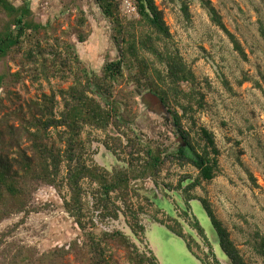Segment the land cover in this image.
Here are the masks:
<instances>
[{"label": "rangeland", "instance_id": "obj_1", "mask_svg": "<svg viewBox=\"0 0 264 264\" xmlns=\"http://www.w3.org/2000/svg\"><path fill=\"white\" fill-rule=\"evenodd\" d=\"M20 1L13 0L16 5ZM210 1L226 28L239 41L245 58L234 50L228 36L210 21L198 0H186L188 19L181 11V0H155L171 34L167 46L179 52L195 75L192 85H183V89L203 98L201 106L195 103L185 114L179 107L176 110L183 115V125L194 140L203 145L198 131L205 127L214 135L219 151L216 176L195 188L191 195L209 201L247 264H264V255L260 252V241L264 238V40L259 33L260 25L264 26V0ZM31 4L35 20L49 27L52 38L73 43L79 59L90 72L100 74L105 61L118 57L111 40L112 25L94 0H31ZM120 9L127 19L137 17L130 0H120ZM81 16L85 18V25L78 28ZM79 31L89 35L83 43L76 39ZM141 55L154 62L150 54L142 52ZM155 66L162 69L158 64ZM7 68L11 73L18 70L16 62L0 60V72ZM127 73L124 70L125 76ZM70 83V80L62 82L59 79L32 83L30 78L23 77L8 88L19 95L18 99L7 100L3 88L0 95L9 110L13 105L37 99L42 93H56ZM6 84L10 83L7 81ZM133 91L135 86L127 82L115 88L117 99L126 105L128 126H109L104 131L89 126L84 128L80 140L88 164L109 173L127 167L130 162L127 153L131 150L128 140L137 134L142 140L150 139L161 148L173 149L176 134L169 114L157 112L144 94H132ZM180 103L186 105L185 100ZM56 109L62 110V104L59 103ZM115 139H119V146L113 143ZM196 174L189 165L166 161L157 176L149 175L131 182L126 204L116 200L120 210L117 219L107 217L102 220L98 212H94L91 215L94 233L122 231L140 252L151 251L158 264H204L202 259L212 261V257L206 243L190 225L194 217L220 264H228L201 203L193 199L187 208L182 189L175 188L182 176L193 178ZM61 175H64V165ZM187 183L182 182L181 187ZM82 187L88 191L84 199L91 209V190L96 185L90 186L85 180ZM64 198H68L64 183L57 188L36 184L30 199L35 212L25 217L23 214L12 215L0 222V237L3 235L4 243L14 248L24 247V252L33 249L35 264H89L90 254L83 247L86 234L65 212ZM126 205L139 212L145 229L141 241L129 228ZM168 216L176 219L187 237H191V250L186 237L177 236L165 224L156 221L166 220ZM108 255L110 264H130L125 250L115 248L110 257ZM2 261L0 259V263Z\"/></svg>", "mask_w": 264, "mask_h": 264}, {"label": "trees", "instance_id": "obj_2", "mask_svg": "<svg viewBox=\"0 0 264 264\" xmlns=\"http://www.w3.org/2000/svg\"><path fill=\"white\" fill-rule=\"evenodd\" d=\"M130 1L137 15L135 19L121 15L120 0H94L112 25L111 40L118 54L116 59L105 61L97 75L83 65L73 43L52 38L49 27L35 20L31 0H21L17 5L13 0H0V60L8 59L18 66L13 73L8 68L0 72V89L5 90L6 99L12 101L19 98L8 88L23 77L30 78L32 83L52 79L71 81L65 89H58L56 93H42L37 99L23 105H13L9 110L0 95V222L12 215L23 214L25 217L35 212L30 199L36 184L57 188L64 183L68 198L63 199V208L80 231L86 234V242L82 245L90 254L89 264H110L107 254L110 257L115 248L125 250L130 264H158L151 251L140 252L122 231L94 233L91 215L98 212L102 220L107 217L117 219L120 210L116 200L126 204L132 181L149 175L157 176L166 161L177 162L181 166L189 165L197 172L193 178L182 176L175 187L182 189L187 208L191 200H198L217 234L228 264H247L209 201L191 195L195 188L216 176L219 153L214 135L205 127L198 131L199 139L203 142L200 145L183 125L182 114L191 110L195 103L201 106L203 100L202 96L197 98L193 91L183 89V85H192L195 75L179 52L167 46L166 41L171 34L163 11L155 0ZM198 1L207 11L210 21L228 36L234 50L245 58L239 41L226 28L212 2ZM181 11L188 19L186 0H181ZM84 25L85 18L81 16L78 28ZM259 33L264 40L263 25H260ZM88 36L79 31L76 39L83 43ZM142 52L150 54L154 62L146 60ZM124 70H127V76ZM7 81L10 84H6ZM124 82L132 83L135 86L132 94H144L157 112L169 114L176 143L173 149L161 148L150 139L142 140L137 134L134 139L128 140L131 150L127 153L130 157L127 167L109 173L99 166L88 164L83 157L80 139L86 126L102 131L109 126H128L126 105L115 95V88ZM180 100H185L186 105H182ZM59 103L62 110L57 111ZM176 107L183 113L179 114ZM113 143L119 146V139ZM85 180L90 186L96 185L91 190V209L84 199L88 195V191L82 187ZM184 181L188 183L181 187ZM168 188L173 189L169 185ZM125 215L130 230L141 241L145 229L140 222L139 212L126 205ZM184 216L187 218L186 214ZM156 221L165 224L177 236L186 237V244L191 250L192 239L187 237L176 219L168 216L166 220ZM190 225L210 250L212 261L204 258V264H220L204 230L194 217ZM260 242V252L264 255V238ZM25 250L24 247L6 245L2 235L0 259L3 261L0 264H35L33 249Z\"/></svg>", "mask_w": 264, "mask_h": 264}]
</instances>
